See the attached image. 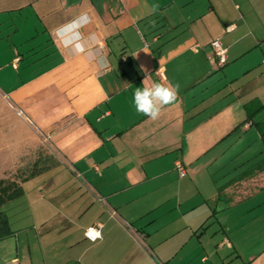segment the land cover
I'll return each instance as SVG.
<instances>
[{
    "label": "crops",
    "instance_id": "0c3cea01",
    "mask_svg": "<svg viewBox=\"0 0 264 264\" xmlns=\"http://www.w3.org/2000/svg\"><path fill=\"white\" fill-rule=\"evenodd\" d=\"M153 82L179 85L155 121ZM38 142L13 264H264L234 225L264 205V0H0V164Z\"/></svg>",
    "mask_w": 264,
    "mask_h": 264
},
{
    "label": "rangeland",
    "instance_id": "374dc122",
    "mask_svg": "<svg viewBox=\"0 0 264 264\" xmlns=\"http://www.w3.org/2000/svg\"><path fill=\"white\" fill-rule=\"evenodd\" d=\"M47 150L48 149L45 145H41L38 142V147L32 158H20V160L5 166L0 164V178L17 181L21 180L23 177L28 175L35 162H38L39 164L48 162V158L50 157L46 155ZM6 159L7 156L0 153V163H3ZM18 202L19 201L17 200L7 202L1 208V210L7 214L11 228L15 232L25 221L23 218L24 212H18ZM229 223L234 224L236 221L231 220ZM234 225L238 230L235 238L238 239L241 245L249 248L251 247L252 260L262 255L264 252V205L261 204L260 208L256 209V211L252 213V221H250L249 218L241 217ZM232 238L233 237H231V239ZM17 247L15 235H10L0 239V264H13L11 258L16 257ZM224 264L243 263L241 260H238L234 255H232V258L228 257L225 259Z\"/></svg>",
    "mask_w": 264,
    "mask_h": 264
},
{
    "label": "clouds",
    "instance_id": "9594fccd",
    "mask_svg": "<svg viewBox=\"0 0 264 264\" xmlns=\"http://www.w3.org/2000/svg\"><path fill=\"white\" fill-rule=\"evenodd\" d=\"M159 7V4H153L151 11L155 13ZM141 71L146 73L144 79L146 80L150 76L147 74L148 70L142 65ZM178 91L179 85H172L170 82L167 84L153 82L150 86L136 87L133 93V106L138 114L155 121L160 117L165 106L173 104L179 99ZM96 234L97 236L100 235L98 232Z\"/></svg>",
    "mask_w": 264,
    "mask_h": 264
},
{
    "label": "trees",
    "instance_id": "16d2710c",
    "mask_svg": "<svg viewBox=\"0 0 264 264\" xmlns=\"http://www.w3.org/2000/svg\"><path fill=\"white\" fill-rule=\"evenodd\" d=\"M50 160L51 158H48V162H45L43 164L35 162L28 175H26L19 181L0 178V239H3L12 234L8 218L4 211L1 210L2 206L7 202L20 198L23 195V181L36 175L40 170L46 169L51 164Z\"/></svg>",
    "mask_w": 264,
    "mask_h": 264
},
{
    "label": "built area",
    "instance_id": "2783aa9c",
    "mask_svg": "<svg viewBox=\"0 0 264 264\" xmlns=\"http://www.w3.org/2000/svg\"><path fill=\"white\" fill-rule=\"evenodd\" d=\"M232 26H228L226 29H230ZM210 46L213 51V56L217 58V61L219 64H223L226 60V49L222 47L219 39H214L211 41ZM213 60V57L211 58ZM5 97V96H4ZM6 100V99H5ZM9 106L14 109L16 115L20 118H23L27 122L31 123L30 119L24 115L21 109L14 107L9 101H7ZM176 169L178 170V173L180 176H183L185 174V169L183 164L180 161L176 162ZM97 200L101 203H104V199L100 196H97ZM101 223H96L84 230V236L89 239L92 242H95L101 238ZM100 233L99 236H95L94 238L90 235V233Z\"/></svg>",
    "mask_w": 264,
    "mask_h": 264
},
{
    "label": "snow or ice",
    "instance_id": "6c2138e0",
    "mask_svg": "<svg viewBox=\"0 0 264 264\" xmlns=\"http://www.w3.org/2000/svg\"><path fill=\"white\" fill-rule=\"evenodd\" d=\"M90 235L94 238L97 234L96 233H90Z\"/></svg>",
    "mask_w": 264,
    "mask_h": 264
}]
</instances>
